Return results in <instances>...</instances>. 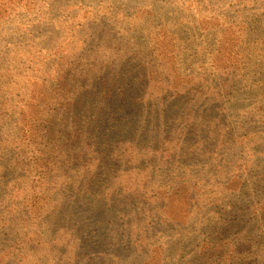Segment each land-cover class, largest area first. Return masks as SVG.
<instances>
[{"label": "trees", "instance_id": "obj_1", "mask_svg": "<svg viewBox=\"0 0 264 264\" xmlns=\"http://www.w3.org/2000/svg\"><path fill=\"white\" fill-rule=\"evenodd\" d=\"M0 264H264V0H8Z\"/></svg>", "mask_w": 264, "mask_h": 264}, {"label": "rangeland", "instance_id": "obj_2", "mask_svg": "<svg viewBox=\"0 0 264 264\" xmlns=\"http://www.w3.org/2000/svg\"><path fill=\"white\" fill-rule=\"evenodd\" d=\"M11 4L12 2H9L8 0H0V11L7 10V7Z\"/></svg>", "mask_w": 264, "mask_h": 264}]
</instances>
